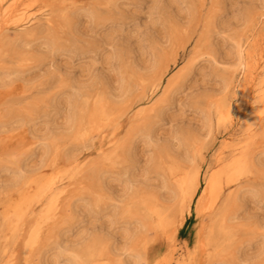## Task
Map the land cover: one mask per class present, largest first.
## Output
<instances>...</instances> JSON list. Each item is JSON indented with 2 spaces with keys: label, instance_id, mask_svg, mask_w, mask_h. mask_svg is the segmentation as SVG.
<instances>
[{
  "label": "rangeland",
  "instance_id": "1",
  "mask_svg": "<svg viewBox=\"0 0 264 264\" xmlns=\"http://www.w3.org/2000/svg\"><path fill=\"white\" fill-rule=\"evenodd\" d=\"M262 1L216 0L213 5L207 0L204 18L214 10L216 19L212 36L206 40L200 36L202 24L195 26L192 19L198 0H68L71 3L65 5L61 24L54 27L39 21L47 12L46 0H23L20 8L27 14L18 12L25 17L22 23H40H34L31 34L20 33L23 27L11 26L5 32L7 37L0 36V212L5 199L15 196L20 187L9 186L32 166L45 163L56 152L59 158L76 164L56 190L55 214L41 218L36 253L50 245L47 264H86L94 251L110 249L118 254L116 249L122 253L128 246L145 254L146 261L168 253V235L144 222L142 208L127 210L132 189L140 186L143 194L155 195L167 207L176 205L175 183L167 168L171 161L185 166L200 164L205 173L217 156L228 155L235 145L247 140L254 144L256 159L241 183L230 188L248 186L231 209L236 213L235 235L228 240L224 231L217 233L219 243L205 247L198 264H264V139L258 137L264 128V111L252 120L250 107L245 115L248 120L235 118L233 124L217 117L218 104L226 106L238 99L226 80L231 75L235 80L238 76L244 79L237 61L239 42L249 38L247 47L264 54V26L256 28V19L248 14L254 3ZM7 4L5 1L4 7ZM0 15V24L5 23ZM189 32L190 37L186 36ZM200 54L186 74L191 57ZM163 58L171 59V66L160 80L151 73ZM171 78L177 83L167 94ZM132 89L136 91L135 109L125 110L117 124L120 127L115 129L118 155L102 160L96 150L100 144L97 135L85 142L87 146L76 138L71 126L74 113L83 99L97 95H106L119 106ZM165 100L169 101L167 108L154 122L152 132L138 133L150 118H156L155 110ZM161 148L168 153L157 159ZM261 157L262 164L258 163ZM87 186H92L93 192L87 191ZM101 186H105V196L98 201L95 190ZM45 200L34 204L36 214L28 217L30 221L39 218ZM191 210L174 243L175 260L186 255L198 226L208 221L206 215L197 216L194 204ZM7 224L0 221V264H18L11 258L22 237L15 242L16 235L10 234ZM56 232L62 245L59 251L52 244ZM139 232H145L146 238L138 243L135 236ZM140 242H144L143 248ZM68 249L79 258L67 253ZM228 249L233 253L231 260L224 256ZM20 264L26 263L21 259Z\"/></svg>",
  "mask_w": 264,
  "mask_h": 264
},
{
  "label": "bare ground",
  "instance_id": "2",
  "mask_svg": "<svg viewBox=\"0 0 264 264\" xmlns=\"http://www.w3.org/2000/svg\"><path fill=\"white\" fill-rule=\"evenodd\" d=\"M5 1L8 2L6 7H4ZM67 1L68 0H46L45 5L47 7V12L39 18V21L44 22L45 25L49 27L59 26L62 22L63 15L66 13L65 5ZM206 1L207 0H198V4L194 8L192 7V19L195 20V26L202 24L203 30L200 32V36L202 38H206L207 40L212 36V28L215 27L216 15L215 11L211 10L204 18V6ZM211 1H213V5H215L214 2L216 0ZM22 3L23 0H0V13H2L5 18L4 20L2 19L5 23L0 24V36L7 34L5 32L11 26L16 28L23 27L20 33H33L35 21L30 20L28 21V24L22 23L25 17H23L22 13V15L18 16V12L23 10L20 8ZM252 8L253 9L250 10L248 14L251 15L252 18L256 19V28L264 26V0L262 3H254ZM23 13L27 14L25 10H23ZM255 14L257 15L255 16ZM37 17L38 16L34 17V19ZM39 23L37 22L35 24L38 25ZM190 34L191 32L187 33L186 36L190 37ZM174 35L178 36L179 33L175 32ZM186 36H183V38ZM248 42L249 38L245 41V43L239 42L237 53L240 74L244 77V81L238 78L239 76L235 80V76L233 77V75L226 80V86L232 85V89L236 92V96L238 95V99L235 103L231 102L226 106L218 104L219 107L217 117L219 120L224 119L232 124L235 118H238L241 122L242 120L245 121L247 119L245 115H247L250 107L253 109V111L250 112L251 116L254 114V118H251L252 120H257V118L260 117V114L264 111V106L262 107L258 104H264V54L255 53L253 46L252 48L251 46L247 47ZM253 45H255V43ZM196 48H199V46H196ZM199 56H201V54L191 57L192 59L189 61L190 68L187 69L186 74L189 73ZM170 60L171 59L167 58L158 60V68H156L157 70L153 71L151 75H157L156 77L162 80L163 75L171 66ZM175 62L176 57L174 58V63ZM174 83L176 84L177 80L175 78H171L165 89L167 94L171 91ZM129 92L130 94L126 95V98L122 100L119 106L113 105L106 95H97V97L91 96V98H85L79 104L80 106H78V109H76L74 113V121L71 126L76 130V138L82 139L84 146H87L85 142L97 135L100 139V144L96 147V150L98 152V156H100V159L102 160L111 159L118 155V153H116L117 151L115 145L119 140V136L117 137L115 129L120 127V125L117 124L120 123V120L122 119V113L128 109H135L137 102L135 101L136 91L134 92L132 89V91ZM252 92H254L253 96H251ZM253 98L254 100L252 101ZM142 102H139L137 105H140ZM168 103L169 101L165 100L164 104L157 108L158 110H155L157 111L155 114L156 118H150L148 122L139 128L138 133L150 134L152 132L154 122H157L158 119L161 118ZM146 110L147 109L141 112L145 113ZM138 113L139 112H137V114ZM246 126L248 125H245V128ZM249 127L252 128L251 126ZM135 134H137V132L134 133V135ZM259 134L260 136L258 137L264 139V128L260 130ZM255 135L253 137H255ZM226 140L223 139L222 141L226 142ZM233 142L229 145L233 146ZM262 142H264V140ZM253 145L252 140H247L246 143L241 146L235 145L229 154L227 152L228 155H223V152L222 155L217 156L215 164L209 167L205 173L201 171L202 166L200 164L194 163L192 165L185 166L183 163L171 161V163L167 165V168L169 169L170 175L175 183L174 199H178L177 201L179 202L176 205H170L169 207L171 208L167 207L165 202H161V200L155 195L149 196L143 194L140 186H135L132 189L130 206L127 210L139 211L142 208L143 211L140 210V213L142 214L144 222H148V226L154 228L156 232L163 233L164 235L167 234L171 243V248L168 253L156 255L152 260L147 261L148 264H174V261H176L175 264H189L191 262L192 264H195V262L198 264L203 249L208 247L210 244L216 246L219 243V239L217 237L219 234L217 233L224 231L226 239L228 240L235 235L234 228L237 225L235 223L236 213H231V209H233L236 205L241 191L248 186H240L236 187V189L232 188V190H230V188L233 185H239L241 183L242 176L245 175L244 173L251 168L253 169L255 158H253ZM263 152L264 150L261 151V153ZM167 153V150L164 151V148H161L158 151V154H156V158L162 159L164 158V154ZM48 160L40 165L34 167L32 166L31 169L29 168L26 171L23 177H20V180H17L14 185L9 186L20 187L18 188L15 196L9 195L5 199L1 208L0 221H7V227L10 234L13 233V235H16L15 242L17 239L22 237L21 244H18L15 248V252L11 258V261L14 259L18 262V264H20L21 259H23L26 264H47L45 257L51 259L49 254L51 247H48L50 245H46L40 250V252L38 251L39 253H36L37 246L41 242H39L41 218H49L55 214L57 209V196L55 195L57 193L56 190L61 181L65 178L64 175L71 174L72 169L76 166V164L73 161H65L66 159L63 160L59 158L57 152L49 161ZM262 160L263 158L259 160L258 163L262 164ZM250 172L251 171H249V173ZM91 187L92 186H87L85 188L87 191L93 192ZM103 187L105 188V186H101L98 191L95 190L97 192L95 199L98 201L103 199L105 196ZM1 191L2 190H0V193ZM43 198L44 200L46 199L47 202L46 205L41 208V212L38 213L39 218H36L33 222L30 221L28 217L36 214L33 208L34 204ZM193 204L195 205L197 216L203 217L206 215L208 217V221L206 224L203 223V221L202 224L198 226L196 230L197 233L195 242L190 248H188L186 255L182 256L181 259L175 260L173 254L174 243L180 229L185 225L187 217L192 211L191 208ZM203 219L205 220V218ZM56 226V229L58 230L59 224ZM56 233V235L53 233L55 236L52 235V244L54 249L59 251L62 245L61 240H59L60 236L58 235V232ZM144 233L139 232L135 236V239H138V243L139 240H144L146 238V236L143 235ZM139 246L143 248L144 242H140ZM128 249L136 253H140L143 258L146 259L145 254L141 253L140 250L136 249L135 251L134 247L131 246H128ZM21 252L23 254L22 256ZM102 252L94 251L92 256L87 257L86 264H117L118 254L114 253V251L110 249H105ZM67 253H72L75 259L79 258L77 253L73 252L71 249H68ZM37 254L38 258L36 260L35 256ZM97 254L99 259H96ZM224 256L228 257V260H231L233 257L232 250H225ZM120 259L123 260L121 256Z\"/></svg>",
  "mask_w": 264,
  "mask_h": 264
},
{
  "label": "snow or ice",
  "instance_id": "3",
  "mask_svg": "<svg viewBox=\"0 0 264 264\" xmlns=\"http://www.w3.org/2000/svg\"><path fill=\"white\" fill-rule=\"evenodd\" d=\"M116 251L118 253L117 264H148V262L143 258L140 253H135L129 249H124L123 253H121L120 249H116ZM122 254H126V258H124L123 260L120 259V256ZM262 254H264V249H262ZM127 257H131V259H128Z\"/></svg>",
  "mask_w": 264,
  "mask_h": 264
}]
</instances>
